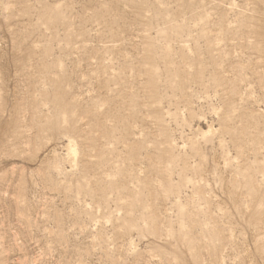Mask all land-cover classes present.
I'll list each match as a JSON object with an SVG mask.
<instances>
[{"label":"rangeland","instance_id":"obj_1","mask_svg":"<svg viewBox=\"0 0 264 264\" xmlns=\"http://www.w3.org/2000/svg\"><path fill=\"white\" fill-rule=\"evenodd\" d=\"M0 264H264V0H0Z\"/></svg>","mask_w":264,"mask_h":264}]
</instances>
